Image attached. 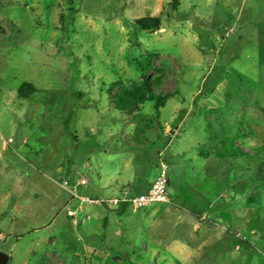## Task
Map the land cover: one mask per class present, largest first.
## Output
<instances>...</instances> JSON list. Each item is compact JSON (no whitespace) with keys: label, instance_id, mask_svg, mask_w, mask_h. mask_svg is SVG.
I'll use <instances>...</instances> for the list:
<instances>
[{"label":"rangeland","instance_id":"374dc122","mask_svg":"<svg viewBox=\"0 0 264 264\" xmlns=\"http://www.w3.org/2000/svg\"><path fill=\"white\" fill-rule=\"evenodd\" d=\"M145 54L167 100L121 111ZM239 134L234 157L222 140ZM163 163L167 202L79 199L141 194ZM0 253L264 264V0H0Z\"/></svg>","mask_w":264,"mask_h":264},{"label":"trees","instance_id":"16d2710c","mask_svg":"<svg viewBox=\"0 0 264 264\" xmlns=\"http://www.w3.org/2000/svg\"><path fill=\"white\" fill-rule=\"evenodd\" d=\"M139 29L149 31L158 30L161 27V22L158 18L154 19H137L135 21ZM152 55L145 54L140 61L136 63V70L141 75L143 83L136 87L122 86L119 89L118 94L114 98V104L117 109L121 111L138 110L141 105L146 102H156L159 107H162L167 100V96L157 91L156 82L151 81L149 75V69L153 68ZM35 91V87L31 83L23 84L19 92L20 94H31ZM241 135V134H239ZM248 136H246L247 138ZM244 137L237 136L233 139L226 138L222 140V144L226 149H233L231 156H244L245 150L242 148V144H248L245 140L243 143L237 144L238 139H243ZM260 147V146H259ZM234 149H237L235 151ZM230 154V152H229ZM126 257V256H125ZM128 264H138L129 261Z\"/></svg>","mask_w":264,"mask_h":264},{"label":"built area","instance_id":"2783aa9c","mask_svg":"<svg viewBox=\"0 0 264 264\" xmlns=\"http://www.w3.org/2000/svg\"><path fill=\"white\" fill-rule=\"evenodd\" d=\"M168 165L162 164V172L151 188L141 194H132L130 191H125L123 195L113 196L109 198L80 196L79 199L89 205H100L107 209L118 208L124 204H130L135 208H144L155 203H163L168 201L167 187L169 184ZM88 182L84 178L80 180V185H87ZM69 216L74 217L75 213L69 211ZM90 219V216L87 217Z\"/></svg>","mask_w":264,"mask_h":264},{"label":"water","instance_id":"95a60500","mask_svg":"<svg viewBox=\"0 0 264 264\" xmlns=\"http://www.w3.org/2000/svg\"><path fill=\"white\" fill-rule=\"evenodd\" d=\"M8 256L4 253H0V264H7L8 263Z\"/></svg>","mask_w":264,"mask_h":264},{"label":"crops","instance_id":"0c3cea01","mask_svg":"<svg viewBox=\"0 0 264 264\" xmlns=\"http://www.w3.org/2000/svg\"><path fill=\"white\" fill-rule=\"evenodd\" d=\"M105 153H106V151H105ZM153 185V183L152 184H150L147 188H145L143 191L144 192H142V193H145V192H147L150 188H151V186Z\"/></svg>","mask_w":264,"mask_h":264}]
</instances>
